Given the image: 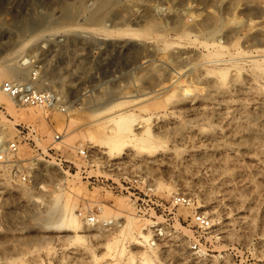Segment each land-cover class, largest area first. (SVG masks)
I'll list each match as a JSON object with an SVG mask.
<instances>
[{
    "label": "rangeland",
    "instance_id": "1",
    "mask_svg": "<svg viewBox=\"0 0 264 264\" xmlns=\"http://www.w3.org/2000/svg\"><path fill=\"white\" fill-rule=\"evenodd\" d=\"M33 73L59 110L0 93V150L37 133L0 164V264H264V0H0V88Z\"/></svg>",
    "mask_w": 264,
    "mask_h": 264
},
{
    "label": "built area",
    "instance_id": "2",
    "mask_svg": "<svg viewBox=\"0 0 264 264\" xmlns=\"http://www.w3.org/2000/svg\"><path fill=\"white\" fill-rule=\"evenodd\" d=\"M31 82H5L2 84L0 88V93L7 97L9 100L13 101L14 104L26 107V108H43L46 110L53 111L55 107L59 110L57 100H56V94L51 91H45L41 92L39 91L33 83H37L38 76L36 74L31 75ZM60 113H65L64 109H61L59 111ZM2 113V112H1ZM16 129V137H14L11 142L9 141L7 143V147L0 150V164L4 163V161L11 159L18 151L19 147L21 145L30 147L32 145H35L34 142L37 141V133L32 127H15ZM59 138L55 137V141H58ZM80 158L85 157V153L83 151H80L78 153ZM16 180H21L22 182L26 181V177L24 176H18ZM95 182L99 183L98 179H95ZM101 184H103V181H100ZM110 190H115L117 187H108ZM120 190V193L123 191L126 193L132 194V197L135 196L139 197L137 194V189L135 186L131 185L127 186L125 182L123 184H120V187H118ZM140 199H137L135 202L136 206L138 207V211L140 213H144V215L147 214V212H153L156 214L159 210L162 209V205H159L156 201L150 202L151 208H148L150 210L147 211L148 204L144 205L145 201H141L142 203L139 204ZM172 207L174 208H184L188 211H192L190 216V221L194 228V233L197 235L205 233L209 230H211V223L210 221L204 217L203 215L196 213L194 210V204L190 197L189 192L180 187L176 194L172 198L171 202ZM166 210H163L165 212ZM88 222L92 225L97 224L100 222V217L97 215H91L89 217ZM196 245L193 246V250H195Z\"/></svg>",
    "mask_w": 264,
    "mask_h": 264
},
{
    "label": "bare ground",
    "instance_id": "3",
    "mask_svg": "<svg viewBox=\"0 0 264 264\" xmlns=\"http://www.w3.org/2000/svg\"><path fill=\"white\" fill-rule=\"evenodd\" d=\"M26 62H24L22 64V66L25 64ZM226 73L222 74L221 77H225ZM189 89H182L181 88L179 90L176 91V94H181V93H184L186 91H188ZM13 104V103H12ZM30 116L27 115L26 113H22L19 115V117H16V121L14 124H17L18 122H20L19 120L21 121H27ZM135 120L132 118V117H118V120L115 122V128L112 130L115 131L118 135V137H123L125 135H128L129 134V131L131 132V129H129V127L131 126V124L134 122ZM149 133V132H148ZM181 180H180V177L179 175L176 176V181L175 183L179 186ZM68 195L69 196H72V195H75L74 193L72 192H68ZM70 199V198H69ZM71 222L72 224L77 228L79 229V224H78V221L76 219H71ZM149 236L145 239H148Z\"/></svg>",
    "mask_w": 264,
    "mask_h": 264
}]
</instances>
